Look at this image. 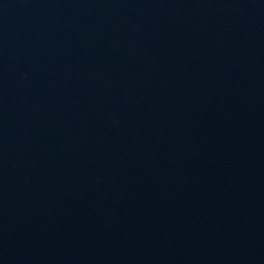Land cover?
<instances>
[{
  "label": "water",
  "instance_id": "1",
  "mask_svg": "<svg viewBox=\"0 0 264 264\" xmlns=\"http://www.w3.org/2000/svg\"><path fill=\"white\" fill-rule=\"evenodd\" d=\"M0 264H264V0H0Z\"/></svg>",
  "mask_w": 264,
  "mask_h": 264
}]
</instances>
